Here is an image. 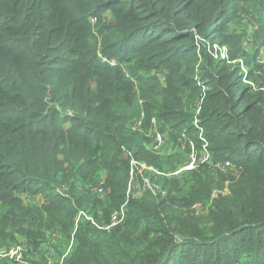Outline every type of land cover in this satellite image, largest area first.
Returning a JSON list of instances; mask_svg holds the SVG:
<instances>
[{"label": "trees", "instance_id": "1", "mask_svg": "<svg viewBox=\"0 0 264 264\" xmlns=\"http://www.w3.org/2000/svg\"><path fill=\"white\" fill-rule=\"evenodd\" d=\"M202 138L212 161L174 174ZM20 245L264 264V0H0V249Z\"/></svg>", "mask_w": 264, "mask_h": 264}, {"label": "built area", "instance_id": "2", "mask_svg": "<svg viewBox=\"0 0 264 264\" xmlns=\"http://www.w3.org/2000/svg\"><path fill=\"white\" fill-rule=\"evenodd\" d=\"M196 42L197 43H204L205 45H207L208 50L214 55L215 58L217 59H222V60H227L228 59V48L225 46H219L218 44H210L208 42H205L203 40H201L198 36H196ZM239 62L241 63V67H245L244 62L239 60ZM246 77L248 75V72L245 71ZM246 77L244 79H246ZM197 114L199 112H201V104H199L198 109L196 110ZM195 124H198V120L195 121ZM137 126L140 127L141 126V121L137 123ZM202 137V135H201ZM203 140V148L202 149V154L198 151L196 152V150L193 148V151L191 153V159L189 160V162L181 169H179L178 171H176L174 174H178L184 171H192L194 169H196L197 167H199L200 165L204 164L205 162H210L211 160V155L208 152V142L202 138ZM156 142L161 143L162 142V136L158 135ZM159 145L154 146V149H157ZM204 154V155H203ZM218 169L222 170V171H226L228 170L227 168H234L233 166H231L230 163H224V164H216ZM95 192L98 193H102L103 192V188L100 187L98 190H93ZM200 204H197L193 207V209H195V211L199 212L200 210ZM112 225H115L117 220V216H114L112 218ZM71 248V247H70ZM70 248L68 249V251L70 250ZM25 251L24 248L20 245L14 248H11L9 250L6 249H0V259H9L11 261H13L16 264H29L26 260H25ZM65 257V256H64ZM63 257V258H64ZM62 258V260H63ZM46 264H62V262L60 263H55L53 260H50L49 262H47Z\"/></svg>", "mask_w": 264, "mask_h": 264}, {"label": "rangeland", "instance_id": "3", "mask_svg": "<svg viewBox=\"0 0 264 264\" xmlns=\"http://www.w3.org/2000/svg\"><path fill=\"white\" fill-rule=\"evenodd\" d=\"M263 54V52L261 53V55ZM241 69H242V71H243V73H244V78L246 77V74H245V71H247L248 72V69H247V67L245 66V67H241ZM198 79V78H197ZM163 143V138H162V142H161V144ZM195 149V147L194 146H192V148H191V151H192V149ZM159 150V148L156 150V151H158ZM185 150V147H182V153H184L183 151ZM203 150H204V148H203ZM162 154H163V152H161ZM204 155V154H203ZM188 157V156H187ZM189 160H190V157H189ZM146 168V167H145ZM223 172V171H222ZM224 172H226V171H224ZM131 181H132V178H131ZM135 184V183H134ZM135 187V186H134ZM50 256L53 258V261L55 262L57 259H56V256H57V254H55V253H52V252H50ZM1 260H5V259H1Z\"/></svg>", "mask_w": 264, "mask_h": 264}]
</instances>
